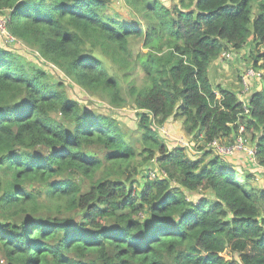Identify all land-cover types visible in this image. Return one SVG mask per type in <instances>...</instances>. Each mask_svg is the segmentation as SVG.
<instances>
[{
    "label": "trees",
    "instance_id": "obj_1",
    "mask_svg": "<svg viewBox=\"0 0 264 264\" xmlns=\"http://www.w3.org/2000/svg\"><path fill=\"white\" fill-rule=\"evenodd\" d=\"M117 1L0 0L29 53L0 46V264H264V189L205 162L209 151L168 149L157 130L180 121L192 141L231 145L243 125L264 168V88L245 115L210 81L224 52L264 47V0H121L144 25L112 16ZM64 79L132 106L135 131L70 99Z\"/></svg>",
    "mask_w": 264,
    "mask_h": 264
},
{
    "label": "rangeland",
    "instance_id": "obj_2",
    "mask_svg": "<svg viewBox=\"0 0 264 264\" xmlns=\"http://www.w3.org/2000/svg\"><path fill=\"white\" fill-rule=\"evenodd\" d=\"M161 1L167 7H171V5H172L171 0H161ZM253 4L254 5L252 8L251 20L254 18V16L257 13V3H253ZM110 10H111L112 16L117 15L118 18H120L123 21H129L132 23H139L140 25L145 24V21L142 20V18L140 16H138L135 12L131 13L126 7H124L121 3V0L114 2L113 5L111 6ZM11 43H13V42H11ZM9 45H11V46H9ZM0 46L3 48H6V49L11 48L13 50H16L17 52H19V54L23 55L25 58L29 57L28 48L26 46L22 45L19 41H16L13 44H10L7 41V35L4 33H0ZM253 47H255V48H253ZM130 49L135 55L138 53L142 54L145 52V50L142 49V40L141 39L131 40ZM251 50H252V53H251ZM261 53H264V47L261 45L260 46H254V42L251 44H247L245 47H243L242 50H240L237 53H234L233 51L224 52V54H231L234 56L233 60H231V61L230 60L227 61L223 58L218 60L217 65H220V67H223V70L225 73L224 78L227 82H224V83L228 84V80L237 82V84H236L237 86H234V87L228 84V86L231 87V89L235 90V87H238V85L240 84V78H239L240 75H242L247 70H255V71L257 70L258 71L260 69V67L258 66V64L255 60L258 58L256 56L260 55ZM259 59H260L259 61L262 60L261 58H259ZM137 69H138V71H137L138 75H136L134 77L133 76L130 77V81H132L135 86H141L143 73L140 71L139 66H137ZM48 72H49L50 76L53 78V80H55V81L61 80L62 74L59 71H57L54 67H50ZM213 74H214V77H216L215 76V67L212 68V70L210 71V81H211L212 86L214 88H217L215 85L216 82L214 81L215 79L213 77ZM63 82H64V85L66 88L67 96L70 99L77 101L80 105L85 106L88 109H91L95 112L112 115V117H114L119 122V124L123 127V129H126L130 132L135 131V129H136L135 110L132 106H130L128 104L127 106H124V107H114V106L110 105V103L108 102L107 99H105V98H101V99L94 98V97L90 96L89 93H85L83 90H81L80 88L75 86L73 83L69 82L67 79H64ZM218 83L220 84L221 82L219 81ZM126 85H127V82L125 84H123V86H122V96L127 95ZM261 88H264V76L262 77L261 81L252 83L251 91H254L256 89H261ZM251 91L249 92V94H247V98L251 94ZM53 117L55 119H58L57 116H53ZM179 122L180 121L172 122V125L170 127L169 126H168V128L164 127L168 131L170 138L163 137L159 133L160 137L162 138V140L166 144L167 148L168 149H173L176 147L186 148L185 152L186 153L189 152L190 154H191V151H190L191 149H193V151H197V152L202 151L203 152L204 151L203 143L200 141L202 143L201 144L198 141L199 139L196 141L195 140L192 141L190 137H187L182 132L181 125ZM190 144H193V146H191ZM135 146L137 149H139V144L137 143L136 138H135ZM246 146H248V147L251 146L248 139H247ZM211 157H212V155H208L207 158H211ZM137 160H139V159H137ZM147 167H149L148 169H150L147 172V175H149V176L151 173H153V171L155 172L157 169V165L155 163L149 164ZM98 176H99V174H97V177ZM240 179L243 180L244 177L240 176ZM248 183L250 186H253V187H257V188L264 187V180L262 183H256V182H254V180H249ZM139 185H141V182L139 183ZM138 188H139V186L136 188V190H138ZM136 190H134V191L137 192ZM196 198H197L196 196L189 197L187 195V199H189V200L190 199L194 200Z\"/></svg>",
    "mask_w": 264,
    "mask_h": 264
},
{
    "label": "built area",
    "instance_id": "obj_3",
    "mask_svg": "<svg viewBox=\"0 0 264 264\" xmlns=\"http://www.w3.org/2000/svg\"><path fill=\"white\" fill-rule=\"evenodd\" d=\"M0 33H4L7 35V41L10 44H13L16 42V40L11 37L5 30V20L2 16H0ZM13 42V43H11ZM221 58L231 59V54H222ZM258 66L260 69L257 71L255 70H247L242 75H240V86H241V95L238 99L240 103H242L245 115L248 114L247 111V94L251 91L252 83L259 82L262 80V77L264 76V59L259 61ZM216 97L219 98V95L216 94ZM158 133H160L163 137L170 138V135L168 134V131L164 128V126L157 129ZM246 139L244 135V127L243 125L239 126L237 135L231 145L221 144L216 140L207 142L203 144L204 151H209L214 153L216 156H218L221 160H225L226 157L230 156L234 151H240L244 152L247 158L248 163L253 167L258 169V171L262 170L261 173L253 172L252 180L256 183H261L264 180V168L260 167L256 162L255 157V147L252 146H246ZM156 173V171H155ZM150 176L154 177V173H151Z\"/></svg>",
    "mask_w": 264,
    "mask_h": 264
},
{
    "label": "crops",
    "instance_id": "obj_4",
    "mask_svg": "<svg viewBox=\"0 0 264 264\" xmlns=\"http://www.w3.org/2000/svg\"><path fill=\"white\" fill-rule=\"evenodd\" d=\"M215 67V76L214 77V74H213V77H214V81L216 82L215 85H218L219 81L221 82L220 85L223 86V88H227L229 90H232L236 93L237 95V98L239 99L240 98V95H241V86L240 84L238 85V87H235V90L231 89V87L228 86L231 85V86H237V82H234V81H229L228 80V84H225L224 82H227L224 78V70H223V67H220V65H217V61L214 62V65H213V68ZM212 70V69H211ZM223 78V79H222ZM240 78V77H239ZM257 91H259L260 89H256ZM252 93V91H251ZM216 94L218 95V93L216 92ZM172 122H176V121H173V120H168L164 127H167L168 126L170 127L172 125ZM186 139V138H185ZM200 139H202L201 137L199 138V142L201 141ZM188 142V141H187ZM201 143V142H200ZM226 143V142H225ZM202 144V143H201ZM192 146V144H190ZM229 145V144H228ZM252 146V145H251ZM190 148V147H189ZM186 149V148H184ZM191 149V148H190ZM191 151V154L188 152L186 153L187 156H189L191 159H197L199 157H202V155L205 153V152H197V151H193V149L190 150ZM212 156H214L215 154L210 152ZM196 155V156H195ZM208 157V156H207ZM206 157V160L205 162H207L210 158H207ZM226 163L230 164L234 170L240 175V176H243V177H246V176H250L251 177L249 178L250 180H252V176H253V172H257L258 169L256 168H253L247 161V158H246V155L244 152H240V151H234L230 156L226 157V159L224 160ZM259 173L262 172V170L258 171ZM249 182V180H247ZM262 183V182H261ZM262 189H264V187H261Z\"/></svg>",
    "mask_w": 264,
    "mask_h": 264
}]
</instances>
